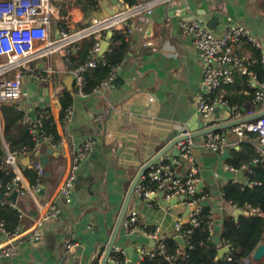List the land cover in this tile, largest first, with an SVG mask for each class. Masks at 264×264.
<instances>
[{
  "label": "crops",
  "instance_id": "1",
  "mask_svg": "<svg viewBox=\"0 0 264 264\" xmlns=\"http://www.w3.org/2000/svg\"><path fill=\"white\" fill-rule=\"evenodd\" d=\"M54 1L60 6L61 14L70 17L76 27L86 25L94 16L92 11L104 10L100 0L98 8L88 5L86 0ZM138 1L141 0L135 2ZM214 16L217 19L210 22ZM197 17L216 34L224 33L231 23L245 26L260 43L264 54V0H178L157 6L145 20L130 21L131 31H123L127 33L128 48L118 74L122 80L107 90L82 96L76 92L74 80L75 94H72L67 82L70 69L75 66L70 56L62 53L53 55L51 72L47 61L32 63L44 70L47 79L26 77L23 95L16 104L23 110L34 111L35 117L43 111L50 113L64 143L53 147L44 141L40 154L21 156L18 171L13 169L20 175L18 186L26 189L33 186L26 172L36 162H42L45 174L39 193L19 194L15 204L0 199L20 212L19 224L11 231L16 235L3 240L16 244L17 251L11 257H0V264H94L111 238L133 179L161 150L163 140L173 131L180 136L183 130L189 129V124L197 126L202 122L206 127L233 120L229 109L224 107H218L208 117L199 112L198 95L206 91L202 83L203 62L192 36L180 24L181 18ZM53 26L57 30L58 22ZM112 45L110 41L105 53ZM240 51L253 55L244 45ZM254 88L246 76L237 74L235 82L225 86L224 91L234 104H239L244 111L253 109L255 114L264 109V104L253 105ZM67 91L71 92L74 102L71 119L64 127L61 98ZM3 127L4 121L0 134L4 145H8ZM223 131L231 132L223 152L204 148L201 144L204 135L195 137L193 150L199 168L200 203L211 210L213 235L222 234L226 217L236 218L234 212L238 207L226 199V186L244 184L237 178L240 170L249 179L248 164L244 162L238 168L232 160L259 154L261 149L252 141L256 134L243 139L231 127ZM89 136L96 140L94 148L79 172L71 197L64 198L59 195V188L71 165L72 150ZM165 155L175 156L172 149ZM186 167L184 164L179 169L184 172ZM0 169H10L3 163V156ZM132 202L127 215L132 210L138 213L140 229L131 236L120 230L116 244L127 251L131 249L129 258L136 263L142 249L149 250L155 245L143 228L153 231L160 226L162 234L173 237L178 218H183L185 223L189 221L190 207L183 200L167 199L161 194L150 201L134 194ZM51 203L57 204L60 212L43 221L40 226L43 236L35 239L33 230L37 220ZM70 243H74L71 248ZM244 264H247L245 260Z\"/></svg>",
  "mask_w": 264,
  "mask_h": 264
},
{
  "label": "built area",
  "instance_id": "2",
  "mask_svg": "<svg viewBox=\"0 0 264 264\" xmlns=\"http://www.w3.org/2000/svg\"><path fill=\"white\" fill-rule=\"evenodd\" d=\"M176 1L178 0H141L129 3L119 0L115 13L104 18L93 16L86 25L76 27L72 24L70 17L61 14L60 6L54 0H0V129H2L4 121L2 107L4 105L17 106L16 102L23 95L24 79L26 77L36 80L47 79L44 70L34 67L33 62H49L48 70L51 72V59L54 54L62 53L65 56H70L77 52L82 41L94 40L87 62L70 69L75 80L76 92L87 96L89 94L85 92L87 84L85 73L104 60L105 52H102V42L106 39V34L109 31L112 33L115 31L130 32L131 20H145L157 6L170 5ZM57 22L58 29L52 31L53 24ZM180 24L184 32L192 36L203 62L202 83L206 91L198 95L200 114L203 117H208L218 107L229 109L233 120L254 114L253 109L244 111L239 104L231 103L224 91L225 86L235 82L237 74L247 75L249 83L256 88L253 105L264 104V82H260L256 73L249 67L256 59H253L247 52L240 51L246 41L252 42L258 48L261 47L250 30L238 23H231L224 33L216 34L199 17L190 20L181 18ZM262 62L264 63V54ZM122 65L123 62L112 66L108 76L93 90V93H99L114 86ZM24 111L23 121L30 126L36 139V146L30 150L27 147L11 149L7 144L4 145L3 163L16 171H18V162L21 156L38 155L42 142L52 143V136L40 135L41 118H33L31 112L26 109ZM71 115L72 108L68 109L61 119L64 127L71 119ZM231 131L240 137H248L250 134L259 136L263 148L260 149L259 157L255 158L254 162H264V116L233 125ZM180 135L186 136V138L176 144L178 156L162 155L142 176L136 186L135 194L148 201L153 200L161 192L167 199L183 200L190 207L189 221L197 225L199 224L198 215L203 206L200 203L199 195V168L193 153L196 141L194 137H191L192 132L188 128L183 130ZM95 142V138L89 136L82 144L73 148L71 165L59 188L60 196L71 197L79 172L91 154ZM63 143L64 138L61 137L58 142L51 145L59 147ZM201 144L207 150L223 152L227 146V133L223 130L209 132L204 135ZM184 164L187 165L186 170L181 172L179 168ZM34 168L39 176L36 184L28 189L19 187L20 175H16L14 181L7 185L4 194L10 195L15 189L19 191L20 195L39 193L42 189L45 169L40 161L34 164ZM228 168H232V166H228ZM148 182H155L156 186L151 187ZM251 211L264 214L259 208H251ZM59 212L60 208L57 204H49L46 213L37 220L38 224L33 230V238H41L43 232L40 226L43 221L57 216ZM184 224L183 218H178L173 237L182 236L187 241L191 229H185ZM210 225L213 226V221ZM122 227L128 235H134L140 229L138 213L134 210L130 211L125 217ZM143 231L155 242V245L149 250L142 249L138 262H132L129 252L114 244L112 254L106 264H140L145 256L166 253L165 241L168 237L162 234L160 226H157L153 231H148L145 227ZM15 235L16 233L8 231L5 224L0 222V257H11L16 253V244L3 242L4 238H12ZM108 245L109 241L95 259L94 264H102ZM73 246L74 243L68 244L70 248ZM245 263L249 264V259H246Z\"/></svg>",
  "mask_w": 264,
  "mask_h": 264
},
{
  "label": "trees",
  "instance_id": "3",
  "mask_svg": "<svg viewBox=\"0 0 264 264\" xmlns=\"http://www.w3.org/2000/svg\"><path fill=\"white\" fill-rule=\"evenodd\" d=\"M127 1L134 3L137 0ZM86 3L90 6H96V8L100 6L99 0H86ZM110 41L113 42V45L105 53L104 60H101L96 67L88 69L85 73L87 80L85 92L88 94H92L93 90L102 83L110 73L112 66L123 62L126 57L128 48L127 33L115 31ZM93 42L94 40L91 39L82 41L77 52L70 55L75 67L87 62ZM244 48L251 50L253 59H256L249 65L250 69L256 73L260 82H264L262 50L250 42H246ZM244 76L248 79L247 75ZM255 91L256 88L253 90L252 99ZM73 102L71 92H65L61 98L62 116L72 107ZM230 102L233 103L231 100ZM2 115L4 137L9 147L11 149L27 147L32 150L36 146V139L30 126L23 121L25 111L15 105H4ZM36 118H41L42 121V125L39 127L41 136H52L51 142L53 144L61 139L56 121L50 113L43 111L38 113ZM3 155L4 142L0 134V162ZM257 157H259V154L255 153L249 157L246 155V157L232 160V164L234 163L238 168L242 167L244 162L248 164L250 167V183L229 184L225 189V197L233 205L246 210L248 213H242L238 218L233 215L225 218L221 245L214 240L213 226L210 225L213 221L211 210L203 206L201 213L198 215L199 224L194 225L190 221L184 224L185 229H191L186 248H183L175 237H168L165 241L166 253L145 256L140 264H243L244 260L250 258L258 245L264 240V214L261 215L251 211V208H259L264 212V162H254ZM26 174H28L33 185L38 182L39 176L35 168L27 170ZM15 177L16 173L13 170L0 169L1 193L6 192L7 185L12 183ZM148 185L155 187L156 183L148 182ZM19 220L20 212L9 203L0 201V222L5 224L6 229L10 232L15 231ZM222 245H231V249L224 257L217 259L218 250ZM255 264H264V260Z\"/></svg>",
  "mask_w": 264,
  "mask_h": 264
},
{
  "label": "water",
  "instance_id": "4",
  "mask_svg": "<svg viewBox=\"0 0 264 264\" xmlns=\"http://www.w3.org/2000/svg\"><path fill=\"white\" fill-rule=\"evenodd\" d=\"M119 0H100L101 5L103 6L104 10L103 11H92L93 15L96 16L97 18H104L109 16L110 14H113L116 12L117 8V4H118ZM112 5V6H111ZM178 7V6H177ZM86 11L89 10L88 7L85 8ZM217 19V16H214L210 22H213ZM90 19L87 20V22H89ZM113 33L112 31H109V36L106 37L105 40H103L102 42V52L104 53L109 44H110V36H112ZM118 81H121L122 78L119 76L117 78ZM74 79L72 77V75L69 77V80L67 82L68 84V89L72 92V94H75L74 91ZM31 116L34 118L35 117V112L32 111L31 112ZM264 116V109L258 113L252 114L250 116H246L240 119H236V120H231L229 122H225V123H221L218 125H213V126H204V123H199V125L195 126L193 124H189V130L192 132L191 137H197V136H202L205 135L209 132H213V131H219V130H223L226 129L228 127H231L233 125L242 123V122H246V121H251L254 119H257L259 117ZM177 132L173 131L171 132L162 142V148L161 150L152 158L150 159L138 172V174L136 175V177L133 179L130 188L128 190L125 202L121 208V211L119 213V216L117 218L116 224L114 226L113 232L111 234V238L109 239V245L107 246V250H106V254L104 256L103 262L102 264H106L108 261V258L112 252V248L114 246V244H116V239L119 235L120 230L123 229L122 227V223L127 215L128 210H130L132 208V204H133V196L135 194V190H136V186L139 183L140 179L142 178V176L149 170V168L157 161L160 159V157L164 154H166V152H168L169 150L172 149L173 151V155L178 156V149L176 144L180 141L186 138V136H176ZM243 139L247 138V137H242ZM252 141H254L256 144H258L259 146H261V148H263V145L260 142V137L257 136L256 138H254ZM29 157L27 158V163L29 162ZM26 161V160H25ZM87 167V162L85 164V168ZM84 168V169H85ZM237 178L240 182L244 183V184H249L250 180L246 178L245 175V171L244 170H240L237 174ZM161 195H163V193H160ZM19 197V191L17 189H15L10 195H5L4 193L0 192V199L2 200H6L12 203H17ZM182 198H184V196H182ZM176 200V199H174ZM244 213V211L241 208H237L236 211L234 212V215L236 216V218L238 217L239 214ZM245 213H248L247 211ZM175 239L179 242V244L183 247L186 248L188 246L187 241L182 237V236H176ZM214 240L216 241V243H218L219 245L222 244V234H215L214 235ZM231 249V245H224L221 246L218 250V254H217V259L218 258H222L225 256V254L230 251ZM129 254L131 255V249H128ZM264 260V242H261L258 247L255 249L252 257L249 259V262H261Z\"/></svg>",
  "mask_w": 264,
  "mask_h": 264
},
{
  "label": "rangeland",
  "instance_id": "5",
  "mask_svg": "<svg viewBox=\"0 0 264 264\" xmlns=\"http://www.w3.org/2000/svg\"><path fill=\"white\" fill-rule=\"evenodd\" d=\"M52 30H53V31L55 30V27H54V26H52ZM24 84H25V83H24ZM24 84H23V86H24ZM230 133H231V132L228 131V132H227V135H230Z\"/></svg>",
  "mask_w": 264,
  "mask_h": 264
},
{
  "label": "bare ground",
  "instance_id": "6",
  "mask_svg": "<svg viewBox=\"0 0 264 264\" xmlns=\"http://www.w3.org/2000/svg\"><path fill=\"white\" fill-rule=\"evenodd\" d=\"M252 103H253V100H252ZM254 120H256V119H254ZM248 259H250V258H248Z\"/></svg>",
  "mask_w": 264,
  "mask_h": 264
}]
</instances>
